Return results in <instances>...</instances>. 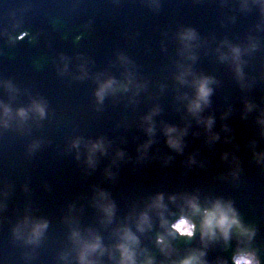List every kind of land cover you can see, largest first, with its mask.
<instances>
[{
  "label": "bare ground",
  "instance_id": "1",
  "mask_svg": "<svg viewBox=\"0 0 264 264\" xmlns=\"http://www.w3.org/2000/svg\"><path fill=\"white\" fill-rule=\"evenodd\" d=\"M46 2H52L53 0H45ZM41 3V0H37V2L32 5L30 8L26 7V2L25 0H2L3 8L6 13V16H3L0 18V25L3 26H9L13 27L14 25L17 24H26L28 23L29 20H32L33 17H37L39 19H47L49 17L45 16L43 12H45V7H40L38 9V5ZM35 17V18H36ZM19 22V23H18ZM40 44V43H38ZM29 56L27 60L21 61L22 55L19 53V56H15L12 58V62L17 66L20 70H32L31 68L34 66L38 65V61L40 60V51L38 49H30L29 51ZM61 59L64 62V70L66 68L73 67V72L70 75H65L66 76V82L65 86L67 88H72L73 85L79 84V91L74 92L77 95H86L84 93L86 91L85 89V82L88 84H92L94 81H97L101 72V69L99 70V67L93 63V60L91 59L90 62L92 63V71H93V76H85L83 71H77V68L79 67V58H76L77 56H69L67 57L68 62H66L65 57L63 55L60 56ZM87 57V55H85ZM49 58L51 61L54 60L53 55H49ZM2 65H6L5 62H2ZM45 66L47 67L48 64L45 63ZM33 73H36V70H32ZM65 72V71H64ZM14 78H16L18 81H25L27 76H19L18 74L13 75ZM117 84V83H116ZM116 84H113L115 86ZM124 95L131 96L133 94H138V91L133 88V90H130V87H127L124 89ZM68 96H71V94H66ZM94 116L98 117L97 112L92 111ZM218 141V140H216Z\"/></svg>",
  "mask_w": 264,
  "mask_h": 264
},
{
  "label": "rangeland",
  "instance_id": "2",
  "mask_svg": "<svg viewBox=\"0 0 264 264\" xmlns=\"http://www.w3.org/2000/svg\"><path fill=\"white\" fill-rule=\"evenodd\" d=\"M175 229L179 230L180 232L187 233L189 232V224L185 221H178L174 224ZM236 262L238 264H254L251 258L245 257H236Z\"/></svg>",
  "mask_w": 264,
  "mask_h": 264
},
{
  "label": "water",
  "instance_id": "3",
  "mask_svg": "<svg viewBox=\"0 0 264 264\" xmlns=\"http://www.w3.org/2000/svg\"><path fill=\"white\" fill-rule=\"evenodd\" d=\"M57 6H58V4H56L54 8H57ZM54 8H53V9H54ZM26 38L28 39L29 37L26 36ZM235 228L238 230V226H237V225H235ZM243 233H244V232H241V229H239L238 232H237V237H238V238H241V237L243 236ZM180 240H182V238H179V239H178V241H180ZM251 251H252V252H251ZM234 253H235V252H232L231 255L234 254ZM249 253H253L254 257H255L256 260H257V264H261V262L263 263V259H262V258L256 253L255 250H249Z\"/></svg>",
  "mask_w": 264,
  "mask_h": 264
}]
</instances>
